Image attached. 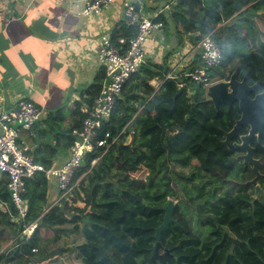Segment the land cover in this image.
Returning <instances> with one entry per match:
<instances>
[{"label": "trees", "instance_id": "obj_1", "mask_svg": "<svg viewBox=\"0 0 264 264\" xmlns=\"http://www.w3.org/2000/svg\"><path fill=\"white\" fill-rule=\"evenodd\" d=\"M157 20L163 22L165 17ZM173 20L178 44L183 43L187 32L199 30L202 34L212 32L214 40L225 49L221 64L211 70L214 76L227 81L234 73L238 81L245 77L251 84L264 82V0H183ZM135 33L136 29L123 21L113 29L110 38L115 42ZM142 71L143 75L137 76L138 72L126 83L104 128L112 137L121 134L96 165L91 166V161L103 148L87 156L72 184L85 176L70 193L51 204V188L43 175L26 182V223H37L27 240L20 238V229L15 228L10 216H15L16 211L7 189V175L1 174L0 201L5 202L7 210L0 206V264H48L46 260L59 252H48L46 248L50 238H57L56 224L76 223V219L81 222L84 236L81 244L69 249L79 260L76 264H153L150 257L156 244L155 229L163 221L162 209L170 198L179 203L174 207L173 221L161 232L162 256L155 264H264V206L255 203L252 207L247 198L243 201L228 194L216 197L214 190H208L207 196L200 199L205 194L196 188V194L189 195L191 200L200 199L194 203L197 217L191 227L184 214L186 188L174 189L168 175L169 166L185 165L199 154L200 150L195 148L201 145L215 146L223 157L229 156L222 141L224 132L231 130L239 119V110L223 106L216 110L210 100L196 98L200 89L194 91L193 83L195 99L191 98L187 93L191 88L188 80L182 83L167 79L154 92L148 80H164L168 70L161 67L156 72L143 66ZM182 86V92L173 98ZM173 102L177 104L179 119L158 128L159 134L150 130L149 113H159ZM79 108L76 107L78 113ZM80 118L63 131L37 130L36 144L29 155L35 162L50 165L59 144L70 139L69 132ZM47 136L56 145L46 140ZM127 138L129 151L124 152L123 142ZM261 170L264 174V164ZM208 171L222 184L226 182V168L215 165ZM77 201L80 208H74ZM204 226L209 227V241L200 238ZM11 239V246L2 249V242Z\"/></svg>", "mask_w": 264, "mask_h": 264}, {"label": "crops", "instance_id": "obj_2", "mask_svg": "<svg viewBox=\"0 0 264 264\" xmlns=\"http://www.w3.org/2000/svg\"><path fill=\"white\" fill-rule=\"evenodd\" d=\"M131 1L150 19L165 17L162 31L155 32L145 44L144 68L159 72L166 67L168 71L164 80L154 77L148 84L157 92L170 77L185 83L188 79L182 74L200 66V50L194 40L184 36L178 44L173 20L178 7L165 8L163 0ZM80 7L79 0H0V106L10 108L17 98H25L41 109L38 122L20 134L31 152L37 130L63 131L81 117V109L104 73L97 57L99 38L110 36L124 21L122 0H113L94 17L81 16ZM154 83L162 85L156 88ZM66 142L61 141L58 152ZM51 143L56 145L54 139ZM62 160L61 155L52 157L51 163ZM48 185V202H59L57 189Z\"/></svg>", "mask_w": 264, "mask_h": 264}, {"label": "built area", "instance_id": "obj_3", "mask_svg": "<svg viewBox=\"0 0 264 264\" xmlns=\"http://www.w3.org/2000/svg\"><path fill=\"white\" fill-rule=\"evenodd\" d=\"M182 1L163 0L165 8L172 5L177 8ZM79 3L81 7L78 13L81 16L94 17L107 9L113 0H79ZM122 16L125 24L135 28L136 33L133 37H119L115 42H112L107 34L99 38L97 57L104 73L81 109L79 123L71 128L70 139L64 148L54 155L56 158L63 156L60 164H57V161L50 165L35 162L28 153V145L20 138L22 131H30L41 118L40 108L25 98H17L10 108L0 107V175H7V189L16 211L15 216H10H13L15 228L20 229L19 236L23 240H27L37 226L36 221L26 223L29 216L28 202L24 199L27 192L26 182L43 175L48 184H53L57 191L62 193L60 198L65 197L77 184L78 180L75 184H72V180L84 166L87 156L97 148H103L104 151L91 161L93 166L121 134L112 137L104 128L121 99L126 83L140 72L145 64L146 42L164 27L161 21L143 15L137 2L131 0H122ZM212 34H202L199 30L185 34L186 38L195 41L200 50V66L182 75L197 84L199 89H203L206 97L208 89L215 82L222 80L218 77V80L214 81L216 76L211 75V70L221 64L226 53ZM161 85L162 83L153 84L156 88ZM0 206L7 210L5 203Z\"/></svg>", "mask_w": 264, "mask_h": 264}, {"label": "flooded vegetation", "instance_id": "obj_4", "mask_svg": "<svg viewBox=\"0 0 264 264\" xmlns=\"http://www.w3.org/2000/svg\"><path fill=\"white\" fill-rule=\"evenodd\" d=\"M243 78L245 77H242V79ZM246 83L249 86H252L254 84L248 82ZM257 93L264 94V86H257L256 89L250 94V96L253 97ZM220 106H223L225 109L237 108L240 112L238 102H234L231 106H227V105H220ZM240 116H241V112H240ZM231 130H229L228 132H230ZM249 131H250V126L242 125L238 130V135L232 137L229 140V144L224 143L225 134L228 133V132H224V139L222 143L229 152V156L223 157L215 146H211L212 151L215 150V152L218 153L219 162L211 163L209 168L203 171L205 174H207L206 177L209 178V181H213L211 182V184L208 185V187L202 188V184L200 182L194 183V179L192 178V175L187 178L184 177V180L186 181L188 180V182L192 183L191 188H188L187 186L185 187L186 195L188 194V196L184 197L185 200L184 214L188 219L189 226L191 227L195 226V221L197 217L196 216L197 206L194 203H196L200 199L205 198L207 196V194L205 193L208 190H214L213 192L216 197H220L221 195L228 194V195H233L234 197H240L243 201L247 198L248 202L251 204L252 207H255L254 205L255 203H257L258 206L260 207L264 206V174L261 170L264 164V145L259 144L256 134L253 139L248 141L247 148L239 147L242 145L241 137L247 136L249 134ZM248 148L250 149V151H248ZM248 153L251 156L250 157L251 160L257 162L256 165L250 161L245 160V156H247ZM192 159L193 157H191L185 165L174 164V167L169 166V170H168L169 177H170V172H172L175 169V167H181V168H185L187 166L189 167ZM215 165L222 166L228 170L224 177L226 182L223 184L216 177H212L208 171L212 166ZM219 174L224 175V171H220ZM170 181H171V177H170ZM196 188L202 190L203 194L205 195L200 196L199 200H191V196L189 195L196 194ZM176 201H178L177 202L178 204L179 200ZM202 203L203 202H201V204ZM176 205L174 207H176ZM206 227L209 228L208 226H204L202 229Z\"/></svg>", "mask_w": 264, "mask_h": 264}, {"label": "rangeland", "instance_id": "obj_5", "mask_svg": "<svg viewBox=\"0 0 264 264\" xmlns=\"http://www.w3.org/2000/svg\"><path fill=\"white\" fill-rule=\"evenodd\" d=\"M2 1V0H1ZM260 21H263L262 18H260ZM232 64L228 65L225 67V70L228 71L229 68H231ZM214 81L218 80V77L213 79ZM191 83V84H190ZM189 83V88L188 89V94L190 95L191 98H193V90L192 89V82ZM177 85V84H176ZM167 90V89H166ZM177 94V93H176ZM174 95L173 98H175L177 95ZM196 98H200L204 101H208L209 99L205 96L204 90L200 89ZM195 99V97L193 98ZM177 104L175 102L173 103H167L165 107H162L161 111L159 113H154L150 112L149 113V123H148V128L150 130H154L157 134H159L158 128H162L163 126H166L168 122L171 121H176L179 119V113L176 111ZM60 122H58L57 125H59ZM165 124V125H164ZM160 128V129H161ZM155 133V134H156ZM46 140H51L50 136H47L45 138ZM129 139L127 138L124 142L123 145L125 147L124 152L129 151ZM195 148V147H194ZM195 149L200 150L199 154L194 155L190 166L181 168V167H175V169L170 172V185L174 189L180 190L183 187H188L191 188L192 183L188 182V180H184V177H190L192 175V178L194 179V183H201L202 188L208 187L209 184L213 181H209V178L206 177L207 174H205L203 171L209 168L211 163L219 162L218 158V153L212 151L211 146L209 145H201L196 147ZM100 161V160H99ZM99 161L95 162L94 165H96ZM85 174L80 176L78 181L82 180L84 178ZM187 184H186V182ZM63 197V196H62ZM170 201L173 202V211H174V206L177 204L178 201L174 200L173 198L169 199ZM185 204V200H184ZM82 205L80 202H76L74 205V208H80ZM58 227V232H57V238H50L49 242L46 245L47 251L48 252H59L53 256L50 259L46 260V263L48 264H76L78 263V259L76 258L75 254L73 252H69L70 248H73L76 245L81 244L84 241V236L82 234V229H81V222L79 219H76V223H70V222H64L61 224H56ZM6 237H10V235H6ZM200 238L203 241H209L211 240L210 236V230L209 228H204L202 229V233L200 235ZM12 239L11 240H6L2 242V249L4 248H9L11 246ZM41 257V256H39Z\"/></svg>", "mask_w": 264, "mask_h": 264}, {"label": "water", "instance_id": "obj_6", "mask_svg": "<svg viewBox=\"0 0 264 264\" xmlns=\"http://www.w3.org/2000/svg\"><path fill=\"white\" fill-rule=\"evenodd\" d=\"M211 75L213 76V73H211ZM193 86L194 91H196L198 85L193 83ZM257 86H264V83L257 81L252 86H249L245 82V79L238 81L233 73L229 80L217 81L208 89L207 98L212 102L216 110L219 109L220 105L231 106L234 102H238L239 105L241 112L240 119L236 121L232 130L225 134V144H229V140L238 135V130L242 125H248L250 126L249 134L241 137L242 145L239 147L247 148L248 141L253 139L256 134L259 144L264 145V94L257 93L253 97L250 96ZM182 90L183 88H180L176 95L180 94ZM248 151H250L249 148ZM250 157L248 153V155L245 156V160L256 165L257 162L252 161ZM162 210L164 212L163 221L155 229L154 239L156 240V244L150 257L153 264H155L157 260H160L162 256L160 253L161 232L173 221V202L168 200ZM164 253L169 254V250H165Z\"/></svg>", "mask_w": 264, "mask_h": 264}]
</instances>
